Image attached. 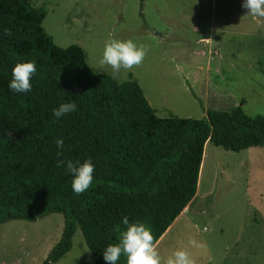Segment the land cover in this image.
<instances>
[{
  "label": "trees",
  "instance_id": "1",
  "mask_svg": "<svg viewBox=\"0 0 264 264\" xmlns=\"http://www.w3.org/2000/svg\"><path fill=\"white\" fill-rule=\"evenodd\" d=\"M45 18L30 0H0V122L21 136L0 131V225L62 214L61 239L43 264L72 250L78 228L95 264H105L102 252L119 241L124 216L150 227L156 245L196 197L207 143L236 153L264 147V116L241 106L200 120L159 117L135 81L96 73L78 45L60 49ZM28 60L36 63L31 91L11 92L13 67ZM70 100L76 110L54 118L51 110ZM88 158L92 183L75 194L57 161ZM117 264H126L123 254Z\"/></svg>",
  "mask_w": 264,
  "mask_h": 264
},
{
  "label": "rangeland",
  "instance_id": "2",
  "mask_svg": "<svg viewBox=\"0 0 264 264\" xmlns=\"http://www.w3.org/2000/svg\"><path fill=\"white\" fill-rule=\"evenodd\" d=\"M30 2L45 11L43 28L54 43L80 46L96 73L113 77L98 64L109 38L145 46L143 61L113 78L135 81L159 117L200 120L208 110L239 106L264 116V17L246 15L242 0ZM0 131L21 138L3 121ZM192 203L156 250L160 264L176 250L194 264H249L252 252L264 264V147L236 153L207 143ZM64 225L62 214L0 225V264H43ZM60 264H95L80 228Z\"/></svg>",
  "mask_w": 264,
  "mask_h": 264
},
{
  "label": "clouds",
  "instance_id": "3",
  "mask_svg": "<svg viewBox=\"0 0 264 264\" xmlns=\"http://www.w3.org/2000/svg\"><path fill=\"white\" fill-rule=\"evenodd\" d=\"M241 7L247 9L246 15L264 17V0H242ZM4 35H10L8 28L3 29ZM147 49L143 45H138L132 39L120 40L109 38L103 46L102 55L98 61L101 68L110 66L113 77L120 74L121 69H131L138 66L144 59ZM177 72L183 71L180 64L174 65ZM36 72L34 60L21 61L12 69V79L8 83L11 92L27 93L31 91L30 79ZM76 110V103L68 101L60 103L53 108L52 116L59 119L66 114ZM57 149L63 146V139L55 140ZM57 155L62 153L59 151ZM64 166L65 171L71 175V188L75 194L85 192L93 180L94 164L91 158L73 162L72 160H58L57 167ZM121 223L125 226L120 232L119 241L115 244H108L102 257L105 264H117L118 259L123 254L126 257V264H160L161 258L155 250L153 243L152 229L140 221L129 222L127 216L122 217ZM189 243H194L191 239ZM203 247V245H201ZM166 264H194L193 259L185 250H176L167 259Z\"/></svg>",
  "mask_w": 264,
  "mask_h": 264
},
{
  "label": "crops",
  "instance_id": "4",
  "mask_svg": "<svg viewBox=\"0 0 264 264\" xmlns=\"http://www.w3.org/2000/svg\"><path fill=\"white\" fill-rule=\"evenodd\" d=\"M193 201H194V200H193ZM193 201H192V202H193ZM192 202H191V203L185 208V210L181 213V215L176 219L175 222H177V221L179 220V218L182 217L183 214H184L185 212H188V210L190 211V206H192V204H193ZM188 218H189V219L191 218V213H190V212H189V214H188ZM175 222H174V223H175ZM174 223H173L172 226L168 229L167 232H169V230H170L171 228H173ZM170 231H171V230H170ZM167 232H166V233L160 238V240L157 242V244L155 245V250H157L159 247L162 246L164 240L166 239ZM249 240H250V239H249ZM70 252H71V251H70ZM70 252H69V253H70ZM69 253H68V254H69ZM68 254H67V255H68ZM67 255H66L63 259H61L57 264H60V263H61V262L67 257ZM248 258L251 259L249 264H256V255H255L254 252H252L251 255H250Z\"/></svg>",
  "mask_w": 264,
  "mask_h": 264
}]
</instances>
